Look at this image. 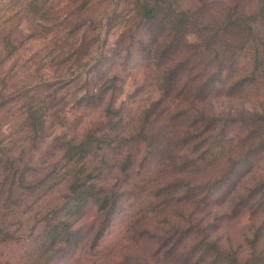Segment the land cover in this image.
Here are the masks:
<instances>
[{"label": "rangeland", "instance_id": "rangeland-1", "mask_svg": "<svg viewBox=\"0 0 264 264\" xmlns=\"http://www.w3.org/2000/svg\"><path fill=\"white\" fill-rule=\"evenodd\" d=\"M157 1L160 16L143 20L139 7ZM234 1L254 3L0 0V146L26 149L28 179L49 172L39 186L16 183L0 264H264V121L253 115L264 113L263 23L225 74L214 67L203 78L198 114L164 112L158 143L132 142L133 119L160 87L147 52L167 33L166 3L188 10V32L203 34ZM200 45L190 64L203 72L210 54ZM31 105L46 120L39 137L30 136ZM89 130L107 135L84 167L74 157L71 181L66 140ZM76 178L85 190L72 195ZM112 195L119 205L105 216L99 206Z\"/></svg>", "mask_w": 264, "mask_h": 264}, {"label": "trees", "instance_id": "trees-1", "mask_svg": "<svg viewBox=\"0 0 264 264\" xmlns=\"http://www.w3.org/2000/svg\"><path fill=\"white\" fill-rule=\"evenodd\" d=\"M166 4L171 14L169 18H164V21L171 20L168 21L167 33L160 32L158 36L152 38L151 46L147 52V59H153L155 67L158 68L160 87L157 88V98L152 99L147 109L139 117L133 119L132 123H136V129L133 130L134 133L132 135L133 138H136L132 141L133 144L144 140L148 135L150 140H153V138L155 140L156 132L163 127L156 126L155 121L164 112L172 111L173 114H176H171V117L193 113L191 111L198 114L197 106L193 103L197 101V97H200L201 91L203 92L205 85L209 82V79L205 80L202 85L203 78L208 73L210 74L214 67L220 70L216 74H225L226 72L224 71L232 67L246 50L245 47L253 42V34L257 30V24H264V0H254L252 4L234 1L230 5L223 7L222 18L218 26H204L203 34H199V32L191 34L192 30L188 32V27H194L195 21L190 16L189 11L173 7L172 2ZM164 9V6L159 1L152 4H142L139 7L141 17L145 21L159 17ZM190 34L191 36H189ZM196 44H201L200 46L210 54L206 62H204L203 72H199L195 66L190 64L192 59L199 53L196 49ZM165 59L168 60L167 64L164 63ZM26 114V120L32 129L30 136L39 137L46 124L45 116H41V113H38V107L32 105L26 111ZM253 115L255 120L264 121V113L253 112ZM198 116L201 117V114ZM103 117L100 118L101 122L110 121L109 118L105 117V120H103ZM89 132L91 133L90 130ZM99 133L92 132L90 137L87 135L86 138L79 140L74 137L66 140L68 148H65V155L71 162L67 173L68 176H71V178L69 177L71 181L72 178H75V166L79 162L78 160L81 161V165L84 167L82 160H85V156L88 157L92 153L93 142L101 141V137L107 135L105 134L107 132ZM155 143L158 142L155 140ZM146 145L152 148L151 143L148 142ZM23 149H16L18 152H15L6 145L0 146V211L2 212L0 216V237L9 235L7 220L5 219H7L6 215L10 207L8 203L15 193L16 183H25L28 188H31L35 185H41L49 177V172L42 168V173L40 172L41 175L39 174L40 176H37V179L27 178L28 176L25 172L26 169H29V162L28 160H23L24 151L26 152V149ZM75 156H78V160H74ZM166 163L167 161L165 160L162 164L167 165ZM78 179L76 178L77 181L75 183L72 184L70 182L69 184L72 195H78L80 188H82L80 189L81 191L85 190L86 184L83 181L81 184ZM118 200V195H112L110 200L105 197L101 201L99 207L105 208V216H108L112 209L119 205ZM107 202H110V205L106 206ZM107 225V222L104 224L102 222L101 231L105 230ZM244 264L247 263L245 262Z\"/></svg>", "mask_w": 264, "mask_h": 264}]
</instances>
